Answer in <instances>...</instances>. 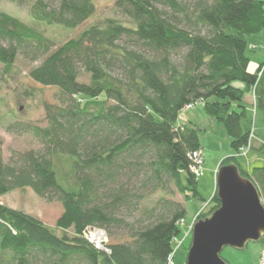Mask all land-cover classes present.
Returning a JSON list of instances; mask_svg holds the SVG:
<instances>
[{"label": "trees", "instance_id": "1", "mask_svg": "<svg viewBox=\"0 0 264 264\" xmlns=\"http://www.w3.org/2000/svg\"><path fill=\"white\" fill-rule=\"evenodd\" d=\"M114 7L130 25L106 18L54 49L40 31L0 10L2 73L18 55L39 61L28 76L56 87L60 102L44 105V127L6 128L31 133L42 150L18 153L15 163L0 150V196L30 188L63 209L50 227L0 202V264H167L186 209L165 196L139 203L149 193L173 194L171 187L184 200L198 197L188 155L201 149L199 128L179 123L189 104L223 124L235 154L218 168L235 165L264 206V165L243 169L237 161L248 143L264 152L245 98L253 93L254 111L264 112V62L250 71L246 54L247 36L264 29V0H116ZM94 12L93 0L29 4L33 20L70 29ZM80 68L88 83L78 81ZM211 201L198 219L219 207L216 188ZM123 207L132 222L118 216ZM88 227L109 236L128 229L129 240L107 239L103 252L81 236Z\"/></svg>", "mask_w": 264, "mask_h": 264}, {"label": "rangeland", "instance_id": "2", "mask_svg": "<svg viewBox=\"0 0 264 264\" xmlns=\"http://www.w3.org/2000/svg\"><path fill=\"white\" fill-rule=\"evenodd\" d=\"M32 1L0 0V10L40 31L51 41L52 49L58 47L67 39L76 37L87 27L101 23L106 18H113L127 25L131 24L129 18L122 15L114 7L116 0H93L95 12L80 26L70 29L60 25H46L31 18L29 4ZM246 41L249 68L254 70L258 64L264 62V29L258 34L247 36ZM38 63L39 61H31L29 58L18 55L6 74L2 73L3 66L0 64V150L6 163H15L18 153L29 150H42L40 142L31 133L18 131L15 127H12V131H7L6 128L17 123L44 127L47 124L44 105L55 106L60 104L56 87L42 86L28 76L30 68ZM78 81L89 82V75L82 68L79 69ZM245 97L249 114L253 117L256 113L255 130L264 137V112L254 111L252 106L254 105L253 93H248ZM247 97H250L249 102ZM188 110L189 112L191 110L189 114ZM191 113L200 115L198 118L193 117L195 125L199 128L200 153L202 156V171L197 176L196 184L198 197L184 200L183 196L171 187L173 194H163L159 191L149 193L139 203L140 205L143 203L149 204L160 196L173 199L184 205L186 224L190 223L198 212H206L214 204L211 198L215 191V172L218 170L221 160L235 154L230 147V138L223 124L204 115L200 109V104L190 109L181 110L179 112V123H188L189 118H191L188 115ZM257 143H248L246 153L244 155L237 154V161L241 168L248 167L250 169L251 166L264 165V152L256 149ZM64 165L61 168L66 172L68 167L66 164ZM135 188L140 190L137 191L139 192L137 194L143 195V185L137 183ZM0 202L10 208L27 213L50 227L55 226V222L63 210L60 202L55 199L41 198L30 188L16 189L6 193L0 196ZM132 202H134L133 199ZM118 216H121L127 222L133 220V216H130V212L125 207L118 211ZM101 230L98 232H101L104 238L105 231ZM94 231L97 230L87 232V237L95 233ZM106 233L109 243L129 240L128 229H118L113 236H109L108 232ZM183 235L184 227L181 226L177 235L178 239L180 240ZM95 237L99 238L100 234L96 233ZM86 241L88 242V240ZM100 243L103 244V240ZM190 244L191 234L176 249L174 264H186ZM263 252L264 238L261 241H250L242 249L224 247L219 255L227 264H260L259 256Z\"/></svg>", "mask_w": 264, "mask_h": 264}, {"label": "water", "instance_id": "3", "mask_svg": "<svg viewBox=\"0 0 264 264\" xmlns=\"http://www.w3.org/2000/svg\"><path fill=\"white\" fill-rule=\"evenodd\" d=\"M216 195L219 207L193 226L186 264H227L224 247L242 249L264 235V206L255 185L233 164L218 168Z\"/></svg>", "mask_w": 264, "mask_h": 264}, {"label": "built area", "instance_id": "4", "mask_svg": "<svg viewBox=\"0 0 264 264\" xmlns=\"http://www.w3.org/2000/svg\"><path fill=\"white\" fill-rule=\"evenodd\" d=\"M193 104H189L187 105L184 109H190L192 108ZM247 145L244 147H241L239 149V154L240 155H244L246 153V149H247ZM189 158L192 161V167L191 170L196 174L199 175L200 172L202 171L201 168V164H202V156L200 153V150L195 151L191 154L188 155ZM198 215V214H197ZM197 215L193 218V220L186 224L184 219H181L178 221V225L179 226H183L184 227V235L183 237L179 240L177 236H174L171 240L172 242V246H173V250L172 253L168 256L167 258V264H174V259H173V254L176 251V249L183 243L184 239H186V237L191 233L194 223L196 221ZM91 230H97L95 233H93L90 237H87V232L91 231ZM99 230H101L100 228H94V227H88L86 229L83 230L81 236L85 239L88 240V242L93 245L96 249L103 251V252H107V247H106V243H107V236H106V232H105V236L103 238V234L101 232H98ZM103 231V229L101 230ZM104 232V231H103ZM99 233L100 237L99 239L95 237V234ZM103 240V244H101L100 242ZM259 263L260 264H264V252L262 254H260L259 256Z\"/></svg>", "mask_w": 264, "mask_h": 264}, {"label": "crops", "instance_id": "5", "mask_svg": "<svg viewBox=\"0 0 264 264\" xmlns=\"http://www.w3.org/2000/svg\"><path fill=\"white\" fill-rule=\"evenodd\" d=\"M263 63V62H262ZM249 70L250 71H253V69H250L249 68ZM246 98V97H245ZM249 99H250V97H247V101L249 102ZM188 112V114L191 112V110H190V112H189V110L187 111ZM191 117V118H189V120L188 121H192V122H194V120H193V117L194 118H198L200 115H197V114H193V113H191L190 115H188V117ZM195 123V122H194Z\"/></svg>", "mask_w": 264, "mask_h": 264}, {"label": "bare ground", "instance_id": "6", "mask_svg": "<svg viewBox=\"0 0 264 264\" xmlns=\"http://www.w3.org/2000/svg\"><path fill=\"white\" fill-rule=\"evenodd\" d=\"M263 72V71H262ZM98 238V237H97ZM99 239V238H98Z\"/></svg>", "mask_w": 264, "mask_h": 264}]
</instances>
